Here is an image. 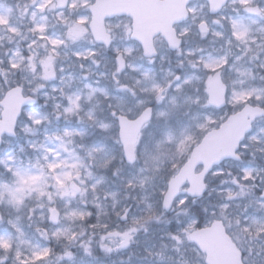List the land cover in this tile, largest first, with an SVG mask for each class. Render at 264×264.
Returning a JSON list of instances; mask_svg holds the SVG:
<instances>
[{
    "label": "clouds",
    "instance_id": "1",
    "mask_svg": "<svg viewBox=\"0 0 264 264\" xmlns=\"http://www.w3.org/2000/svg\"><path fill=\"white\" fill-rule=\"evenodd\" d=\"M60 2L61 0H50L44 9L55 8ZM39 3H44V0H39ZM208 5L212 9L211 0H208ZM248 8L264 10V0H250L247 7L241 5L239 0H231L230 4L222 0L215 23L223 27L211 32L210 38L222 41L224 46L232 49V53L230 56L219 54L215 57L227 60L216 72L203 67V61L208 59L205 54L182 53L183 42L191 35L190 29L187 28V32L184 31L185 28L176 31L177 47H172L166 40L162 41L166 48L171 47L176 53H182L180 62H186L197 69L201 82L210 75L220 74L221 83L225 85L221 104V109L226 112L225 118L242 112L248 106L264 108V98L258 100L255 95L247 101L234 102L232 99L234 91L264 88V23L248 27L242 39L234 35L232 21L238 17L233 16L230 9L247 16L253 14ZM55 15L61 21L59 12ZM199 25L197 24V29L201 33ZM216 32L221 35H215ZM16 36L26 43L21 46L23 51L20 48L12 50L7 64L0 66V99L18 90L26 100H32L39 90L54 82L53 100L59 97L55 115L65 119L91 121L88 118L89 112L82 107V98L76 86H66L65 83L68 70L61 67V46L67 47L70 43L66 28L60 36L52 37L64 41L62 45L56 46L55 55L46 27L41 33L33 25L23 35L20 32L9 35V41L16 39ZM88 39L92 40L94 37L90 35ZM121 53L127 55L123 50ZM49 56H53L50 69L52 75L45 77V67L41 62ZM88 58L93 63L96 62L93 56ZM233 65L238 66L233 68ZM116 69L117 65L112 74L113 80H116L119 72ZM233 72L238 76L243 74V89L233 87V81L228 78ZM160 85L166 89L168 82ZM121 86L136 89L148 98L149 102L142 105L136 115L144 108L152 109L150 120L141 129L134 159H128L120 143H114L112 151L107 155L94 153L89 156L88 152L92 147L86 146L81 152L83 163L80 167L71 169L74 179L64 184L68 189L75 186L71 203L61 199L64 196L55 181L57 173L46 172L50 178L47 183L36 179L23 184V192H17V196L21 197L17 207L10 202L12 197L9 192L10 188L21 187V181L15 175L17 166L13 158L8 159L7 155L0 157L4 161L0 163V213H3L4 222L11 226L10 231L15 229L14 217L18 210H23L26 216L32 218L34 232L38 236L54 240L58 244L80 241L87 249L88 242H91L93 250L104 257L125 251L129 256H134L137 252L132 248L133 245H140L138 238L141 235H155V239L143 245L139 252L144 264H206L205 253L193 234L204 228H212L228 238L231 264H264V115L258 120L251 119L249 127L244 129L228 151L202 162L195 169V176L198 177L196 190L190 180L179 182L175 185L170 202L165 206L174 178L187 162L189 153L185 149L189 141L181 135H177L171 142L164 140L160 130L155 127V109L158 105L154 92L143 91L139 80L135 83L116 80V87L122 88ZM50 94L43 93L45 96ZM75 95L80 96V108L72 113H65L64 108L70 106L68 97ZM198 98L201 103L207 99L202 88ZM102 105L106 118L113 125V132L118 134L119 115L131 117L132 114L121 110L109 98H104ZM113 112H116V116L112 115ZM217 112V109L204 110L199 124L210 127L218 123ZM59 135L63 136V132ZM49 162L45 159L42 168L46 169ZM100 176L104 177V182L97 178ZM37 189H42L43 194ZM50 209L56 210L55 219H52ZM193 209H198L200 214L205 215L203 223L197 215H193ZM73 212L82 215L73 216ZM173 223L175 227H171ZM42 249L44 248H37L35 251ZM33 252L32 248L25 251L16 239L11 238L9 249L0 248V260L7 258L8 264H47L45 260H32Z\"/></svg>",
    "mask_w": 264,
    "mask_h": 264
},
{
    "label": "rangeland",
    "instance_id": "2",
    "mask_svg": "<svg viewBox=\"0 0 264 264\" xmlns=\"http://www.w3.org/2000/svg\"><path fill=\"white\" fill-rule=\"evenodd\" d=\"M93 1L91 0V4ZM38 3L39 0H36V3H33V0H0V61H2L0 66L7 64V58L12 55V50L20 48L23 51L21 46L26 43L25 40H20L19 36L9 41V35L17 32L23 35L27 29L33 25L36 26V24H44L50 38L63 34L64 24L57 20L55 13L67 12V10H58L56 7L39 10ZM190 8L194 10L191 12V18L178 27L188 28L191 31L188 40L184 42L182 53L205 54L207 58H215L219 54L230 56L232 53L230 47L224 46L222 41L210 38L211 32L219 31L223 26L215 23V15L211 16L208 13L205 2L192 4ZM81 11L85 10L81 9ZM230 11H232L233 16L238 17L235 19L236 21L242 22L247 27L264 23V19L259 16L251 18L252 16L249 15L247 17L238 14L235 9H230ZM210 17L213 19L211 20ZM197 19H207L210 22L208 34L201 35L198 33L196 28ZM86 20L88 23L87 16ZM107 25L113 40L107 55L102 54L93 39H88L87 34L84 38L70 41L67 47L61 46V67L68 70L65 75L66 86H76L77 92L82 98L83 109L91 113L94 119L86 121L56 116L55 105L59 102V97L53 100L55 95L52 92L53 82L45 89L38 91L36 95L41 98V103L36 107L26 109L18 122L17 138L4 140L0 148V157L11 156L17 168L22 172L37 176L38 180L45 183L50 179L46 172L57 173L55 176L56 182L60 180L65 184L66 181L73 180L74 173L71 169L80 167L83 163L81 152L84 147H102L103 152L98 153V155H107L112 151V143H119L117 134L113 132V125L106 118L102 100L104 98L111 99L121 110L132 114L129 118L136 117L137 110L146 102H149L146 95L138 93L136 89L116 87V80L121 83H135L139 80L143 88H151L152 83L160 84L171 81L162 94V99L156 101L158 107L155 109V127L160 130L166 142H171L177 135L190 137L188 139L189 145L185 149L188 153L199 142L205 132L220 125L226 115L223 109H217L218 123H214L210 127L207 125H204L203 128L197 127L201 125L199 121L203 117L204 110L215 108L208 104L207 99L201 103L198 98L201 88L205 93L207 92L208 77L201 82V75L197 69L187 65L186 62H180L182 53L169 54V50L162 41L158 40L156 41L158 55L153 59H145L141 55L138 43L130 39L131 22L128 18L114 19ZM117 48L120 50L129 48L131 51L124 56L127 60L126 70L119 71L116 74V80H113L112 74L116 63L111 53H115ZM84 50H92L96 54L95 63L88 57L78 58L74 55V52ZM171 58L174 61L170 62ZM237 66L233 65V68ZM145 72L148 73V79L144 77ZM17 75L19 76L20 73L18 72ZM175 77H179V79H175ZM228 78L233 81L234 88L241 87L240 81H244L243 86L245 84L244 77L238 76L235 72L231 73ZM176 85H180V87L177 88ZM92 89H95V91H91ZM90 91L91 96L89 97ZM44 92H50L51 94L45 96L43 95ZM29 112L35 113L37 119L40 117H47V119L34 123L33 119L27 115ZM161 112L164 115H157ZM101 124H108L110 127L105 129L100 127ZM26 126L30 129L29 131H25ZM65 129L73 130L74 133H83V135H59L62 132L64 133ZM169 135L172 137L171 140L166 139ZM139 138L140 136L138 140ZM48 149L53 151L49 152ZM45 159L49 160V163H54L56 167L49 168L48 163L46 169L42 168ZM61 176H63V179ZM25 178L27 180L28 176L26 175ZM97 178L104 182L103 176ZM61 199L71 203L73 197L64 196ZM0 214L3 217V213ZM193 215L195 214L193 213ZM14 223L16 227L10 231L11 226L2 220L0 222V235H7L16 239L25 251L28 248L35 251V249L41 247L55 249L49 240L38 236L34 232L32 218L26 216L23 210H18L14 217ZM84 239L86 240V238ZM138 239L140 245L134 247L137 251L136 260H139L137 263L144 264V261L139 257V252L142 251L143 245L149 244L155 239V235H141ZM52 241L58 247L59 256L54 257L52 255L53 251H49L46 257L39 259L45 260L47 264H114V259H120L121 253L111 257H104L96 251L93 253L91 242H88L89 247L86 250L84 243L80 241L70 244H58L54 240ZM65 250L70 255H66ZM120 261L122 262V260ZM0 264H8L7 258L0 260Z\"/></svg>",
    "mask_w": 264,
    "mask_h": 264
},
{
    "label": "snow or ice",
    "instance_id": "3",
    "mask_svg": "<svg viewBox=\"0 0 264 264\" xmlns=\"http://www.w3.org/2000/svg\"><path fill=\"white\" fill-rule=\"evenodd\" d=\"M50 2V0H44V3H38L37 7L39 10H43L45 8V5H47ZM250 0H240V3L244 5L245 7L248 6ZM33 3H36V0H33ZM61 5L63 6L64 9L67 10L65 11H60L59 16L61 22H63L64 27L66 28V36L69 41H76L80 38H84L85 35L88 32V27H87V20L86 16L88 19L91 20L92 25H93V31L95 32V38L97 40H102L105 45L109 44L112 37L109 35L107 31H95V26L99 23V17L98 16H92L91 12H93L94 6L91 4V0H61ZM222 3V0H211V8L213 10H216L220 7V4ZM187 4V0H182V3L180 5L181 9V14H183V8L184 5ZM81 9H84L85 11H81ZM250 13L256 14L260 16L261 18H264V10L260 8H248L247 9ZM188 11L193 12L194 10L189 8ZM34 14V13H33ZM232 25L234 28V35L238 39H242L245 35V33L248 31V27L244 25L242 22H238L236 20L232 21ZM200 30L201 33L203 34L204 32L208 31V26L206 22L203 20L200 22ZM36 30L39 32L43 33L45 31V25L44 24H36ZM185 32L188 31L187 28L184 29ZM215 35L219 36L221 33L216 32L214 33ZM49 43L53 46V53L54 55L56 54L55 48L57 45H62L64 43L63 40L61 39H56V38H50ZM169 43L172 47H177L178 42L176 41L175 37L170 38ZM145 53L146 54H151L154 49L151 47L150 44L145 43ZM131 49L125 48L123 49V52L127 53L130 52ZM116 64H117V71H120L124 66H125V61H124V55L121 53V50L119 48L116 49ZM192 54V53H189ZM74 55L79 57H90L94 55V52L92 50H84V51H76L74 52ZM52 62H53V56L47 57L44 61L41 63L45 67L44 75L45 77L51 76L52 72L50 71L52 67ZM227 60L224 57H221L219 59H215L212 57H209L207 60L203 61V67L205 69L211 70L212 72H216L217 69H219L222 65L226 64ZM15 67V65H13ZM243 76V74H242ZM145 79H148V73H144ZM175 79H179V77H175ZM209 80H213L218 84V91L212 96L210 100H208V103L210 104H220L221 101L224 98V92H225V85L221 83V77L219 73H216L215 75H210L208 76ZM139 83V82H138ZM169 84L171 81L168 82ZM241 83V89H243V83L244 81H240ZM122 88L124 86H121ZM177 88L180 87V85H176ZM143 91H152L156 94L157 100L162 99V94L165 92V88L162 87L160 84L157 83H152L151 88H144L142 89ZM91 91H95V89H92ZM91 91L89 92V97L91 96ZM18 92V90H17ZM253 95L256 96V98L259 100L261 98H264V88H251L249 90H240V91H234L232 99L234 102H240V101H247L250 97ZM69 105L68 107L64 108L65 113H72L80 108L79 100L80 96L75 95V96H69ZM142 103V102H141ZM30 118L33 119L34 123H39L40 120L42 119H47V117H40L37 119L36 114L33 112H29L27 114ZM113 116H116V112L112 113ZM152 115V109L151 108H144L143 111L139 112L138 115L134 119H128L126 115H119L118 120H119V126L123 129L129 130V134H125L124 132H121V140L123 144V149L128 157L129 160L134 159V151H135V145L138 143V137L141 135V129L146 125V123L150 120ZM157 115H164V113H157ZM257 115H264V108L260 107H245L242 112H237L233 116L228 117L229 120H236L239 123L238 130L236 132L235 137L233 138L231 146L235 143V141L239 138V136L243 133L244 129L249 127L251 119L255 118ZM88 118L90 120H93L94 117L92 116L91 113H88ZM5 127L7 128L8 132H12V126L11 124H7L5 126H0V133H2L5 130ZM100 127L102 128H109L110 125L108 124H101ZM199 127L203 128L204 124L199 125ZM30 129L26 128L25 131H29ZM264 131V129H262ZM74 134L78 135H83V133H74L73 130H68L65 129L63 135L64 136H72ZM59 138V137H57ZM166 139L171 140L172 137L169 135L166 137ZM185 139H190V137L185 136ZM230 146V147H231ZM230 147L226 150L228 151ZM49 152H52V149H48ZM103 152L102 147H94L89 150L88 154L89 156H92L94 153L98 154ZM224 152L217 153L215 156L209 158L212 159L216 156L222 155ZM8 159H12L11 156L8 157ZM208 159V160H209ZM207 162V160L205 161ZM0 163H4V161L0 160ZM49 168H55L56 165L54 163H49L48 164ZM75 167V165H73ZM15 175L20 179L21 181V187L16 188V189H9L10 195L12 197L11 203L14 206H19L20 204V199L21 197L17 196V192H23V184H27L28 180H36L38 179L37 176L34 175H29L27 172H22L19 168L15 170ZM28 176V179L25 180V176ZM180 179L182 177L174 179V183L172 188L170 189L168 193V199L165 200V206L170 202L173 193L175 192V185L180 182ZM190 179L193 183V188L196 190V185L198 183V177L190 175ZM60 188L62 189L61 195L63 196H72L75 192V186L73 185L72 189H68L64 186L63 181L57 180L56 182ZM43 194L42 189H37ZM50 211L53 213L52 219H55V209H50ZM71 215L76 216V215H82V213L78 212H73ZM13 227H16L13 225ZM19 231V229H17ZM57 233H53V235H56ZM195 234H193L194 238ZM10 240L11 237H4L0 236V248H3L5 250L9 249L10 247ZM87 250V249H86ZM48 248H44L40 251H34L32 253V259L33 260H39L40 258L46 257L49 253ZM66 255H70V253H66ZM17 257H19V253L17 252Z\"/></svg>",
    "mask_w": 264,
    "mask_h": 264
},
{
    "label": "water",
    "instance_id": "4",
    "mask_svg": "<svg viewBox=\"0 0 264 264\" xmlns=\"http://www.w3.org/2000/svg\"><path fill=\"white\" fill-rule=\"evenodd\" d=\"M95 0L94 11L92 16L99 17V23L95 26V31H106L104 27V20L114 16L128 15L133 20L132 39L137 40L143 49L145 57H152L156 55L153 45V38L160 34L170 45V38L175 37V30L173 25L185 20L188 16L186 5H184L183 14H181L180 5L182 0ZM208 1V0H207ZM226 1V0H225ZM58 8H63L61 3H58ZM213 13L216 10L210 9ZM89 29L97 43H103L102 40L95 38L93 25L90 21ZM145 43L150 44L154 51L151 54L145 53ZM107 44L106 46H108ZM171 50H175L169 47ZM218 84L210 80L208 88V100L218 91ZM223 101V100H222ZM210 104L211 106L221 108V104ZM35 103V99L26 100L19 92L13 91L8 93L0 105L3 107L1 113L0 126L11 124L12 132H8L7 128L0 133L7 135H14V128L16 120L21 113L24 106H31ZM233 115H229L231 117ZM227 119L221 124L219 128L208 131L200 140V142L193 147L187 162L181 169L180 173L174 178H180V183L185 180H190V175L195 176V169L209 158L215 156L217 153L226 152L231 146L233 138L239 127L236 120ZM261 117L257 115L254 119ZM121 132L129 134V130L123 129L119 126V138L121 140ZM123 145V144H122ZM194 239L206 253L207 264H231V248L228 238L212 228H204L195 233Z\"/></svg>",
    "mask_w": 264,
    "mask_h": 264
},
{
    "label": "trees",
    "instance_id": "5",
    "mask_svg": "<svg viewBox=\"0 0 264 264\" xmlns=\"http://www.w3.org/2000/svg\"><path fill=\"white\" fill-rule=\"evenodd\" d=\"M193 213L198 214V215H200V216L203 215V214H200V213H199L198 209H193ZM174 226H175V224L173 223V224L171 225V227H174Z\"/></svg>",
    "mask_w": 264,
    "mask_h": 264
}]
</instances>
